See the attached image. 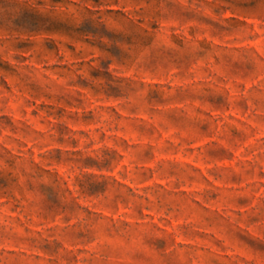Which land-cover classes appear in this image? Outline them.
Segmentation results:
<instances>
[{"label": "clouds", "instance_id": "obj_1", "mask_svg": "<svg viewBox=\"0 0 264 264\" xmlns=\"http://www.w3.org/2000/svg\"><path fill=\"white\" fill-rule=\"evenodd\" d=\"M220 4L225 7L213 14L212 9ZM231 17L251 19L253 24L234 25ZM186 27H191V36ZM177 31L173 43L169 34ZM255 32L264 39V0H0V60L11 66L9 72L0 69V144L10 145L7 151L0 147V224L4 225L0 229V264H63L77 247H83V251L69 264H120L132 253L146 250L156 239L164 241V248L156 254L148 251L147 256L152 257L148 264H159L156 256L181 254L185 259L190 257L193 264H211L214 252L177 245L174 237L183 228L167 232L162 226L172 217L186 214L183 197L168 194L173 185L187 182L186 174L177 171L169 178L161 168L168 185L160 188L153 184L129 192L113 169L123 149L133 167L121 168L120 175L139 184L145 178L141 173H147L142 167L143 152L158 150V137L145 136L136 129V116L141 112L151 114L155 107V101H149L154 86L141 83L145 75L164 76L166 84L172 85L161 86L162 102L183 100L185 120L181 127L191 135L203 122L197 109H210L204 100L207 90L220 89L222 81L218 77L224 81L235 79L224 68V54H231L225 45ZM53 33L59 36L58 45L74 48L70 58L66 57L71 71L60 79L46 78L39 66L52 57L44 44ZM261 48L259 52L241 50L242 58L253 65L251 76L258 82L250 90L238 89L230 102L251 104L259 99L261 103L251 104V110L254 117L259 110V126L264 129V45ZM81 60L83 65L79 64ZM129 69L131 73L125 75ZM92 71L100 75L93 77ZM85 81L87 87L82 89ZM29 84L38 88L42 99L48 96L53 105L55 118L49 117L51 122L46 120L47 127L39 132L34 131L35 125L26 112ZM106 92L118 96L126 112L135 107V113H129L122 122L110 109L92 104L93 98L106 99ZM76 96L84 101L77 106V116L91 107L96 128H85L81 136L78 129L83 125L74 120L77 130L68 132L63 143L68 149L75 139L76 146L62 151L57 159L54 149L48 151L43 146L56 141L58 123H68L69 113L56 117V107L63 99ZM5 116L11 119L10 125L4 123ZM117 129L129 135L137 131V139L127 144L116 135L106 136L103 142L98 139L99 132L114 133ZM28 141L41 147L39 160L27 150ZM261 152L264 155V149ZM88 158L91 161L86 162ZM260 163L264 171V159ZM68 180L71 186L65 183ZM95 185H103V190H93ZM230 191L238 195L247 189ZM120 203L130 209L133 222L125 224L124 217L113 220L88 211L92 206L115 211ZM225 204L232 207L227 200ZM143 207L161 219H141L137 209ZM252 217H258V222L250 224ZM79 232L85 235L78 237ZM238 236L244 240L238 241ZM227 237L234 252L237 247L243 250L242 259L240 254L232 257L238 264H264V192L246 211L229 217ZM53 241H59L61 247L37 259L35 253ZM69 245L73 246L71 250Z\"/></svg>", "mask_w": 264, "mask_h": 264}, {"label": "rangeland", "instance_id": "obj_2", "mask_svg": "<svg viewBox=\"0 0 264 264\" xmlns=\"http://www.w3.org/2000/svg\"><path fill=\"white\" fill-rule=\"evenodd\" d=\"M224 7L223 4H220L219 8L212 9L213 14H217ZM231 19L234 25L253 24L251 19L240 17H231ZM173 25L178 26V22H173ZM186 31L189 36L192 35L191 27H186ZM177 35H179L178 31L170 33L169 39L175 43ZM58 39L59 36L53 33L44 44L46 52L52 54L48 63L39 65L43 69L46 78L60 79L66 71H71L69 64L66 62V57L70 58L74 48L68 44L61 47L56 43ZM215 39L214 37L213 40L215 41ZM262 45H264V39H262L260 32H255L246 39H237L225 45L231 50V54H224V68L227 69L226 74L230 72L235 79L224 81L222 76L218 77V80L222 81L220 89L216 91L207 90L208 95L204 97V100L210 105V109H197L203 118V122L198 123L191 135L184 133L181 127L185 120L181 107L183 100L176 99L169 100L167 103L162 102L161 86L170 88L172 85L166 84L164 76L145 75L141 83L142 85L154 86L149 93V101H155V107L151 110V114L141 112L136 116V129L145 136L158 137V150L143 152L142 167L147 169V173H141L145 178L139 184H134L127 176L120 175L121 168L131 170L133 167L131 158L123 149L120 150V159L113 169L115 176L118 177L120 183L126 185L129 192L137 187L144 189L153 184L164 188L165 185L169 184V179L161 175V168L167 171L169 178L175 177L177 171L186 174L187 182L173 185L168 189L169 195L175 197L178 193L183 197L181 204L185 206L186 214L174 216L162 226L167 232L183 228V232H178L174 237L177 245L195 246L200 252L205 249L214 252L215 255L211 257V264H238V261L232 259L237 254H240L241 259L243 258L242 249L237 247L236 252H234L232 247L229 246L230 241L227 237L229 217L235 216L237 212L246 211L250 205L256 203L260 194L264 192V171H261L260 163V160L264 159L261 152V149H264V143H262L264 142V129L259 126V110L255 111V117L251 110V104H259L261 101L259 99L253 100L251 104L247 101L230 102V98L236 94L238 89L250 90L258 82L251 76L253 65L246 58H242L244 53L241 50L247 49L259 52L262 50ZM24 59H28L27 55ZM153 62L149 60V63ZM37 63H39V58ZM83 63V60L79 62L80 65H83ZM0 69L9 72L11 66L7 61L0 60ZM129 73H131V69L125 75ZM91 75L97 77L100 73L92 71ZM170 77L171 71L169 73ZM7 83L8 81L5 79L4 84L7 85ZM28 87L31 91L28 93L29 99L25 101L27 104L26 112L32 124L35 125L34 131L39 132L40 129L47 127L46 120L48 123L51 122L48 118L53 117V105L48 102L50 99L48 96L41 98L35 85L29 84ZM86 87L87 83L85 81L81 84V88ZM105 96L107 98L103 101H97L93 98L92 104H101L103 108L110 109L114 118L122 122L127 119L129 113H135V107L130 108L127 112L123 107H120L118 96L109 95L108 92L105 93ZM177 96H180L179 90ZM83 103L84 101L80 96L72 99L65 98L63 103H60L55 109L56 117H63L65 112L69 113L67 116L68 123H58L56 126L55 130L58 134L56 141L43 146L48 151L54 149L57 159L62 151L76 146L77 141L75 139L70 142L68 149L65 148L63 143V138L68 132L77 130L74 120L78 119L83 125L78 129L81 136L84 135L85 128H96L95 115L91 107L87 112L81 111L77 116V106ZM4 123L10 125L11 119L5 116ZM137 131H133L131 135L122 132L120 129H117L114 133L111 131L99 132L98 139L103 142L106 136L116 135L120 136L127 144L137 139ZM9 132H12V130L9 129ZM109 143L111 142L109 141ZM165 144H167V148L164 147ZM0 147L7 151L10 145L0 144ZM26 147L35 159H40L41 147L33 145L31 141H28ZM113 158H115L114 154ZM89 161H91V158H88L86 162ZM60 170H64L63 165L60 166ZM219 176H225V179H219ZM65 183L71 186L70 180L65 181ZM257 184H259V187H256ZM233 188H246L247 191L237 195L230 191ZM93 190L102 191L103 185H95ZM225 200L228 204H232V207H227ZM173 202H175V199ZM88 211L109 216L113 220L124 217L125 224L133 222L132 215L128 214L130 209L123 203L118 204L115 211L95 206L88 208ZM137 215L141 219L150 217L154 222L161 219L148 207L138 208ZM57 218L59 219V217ZM257 222L258 217L250 219V224ZM3 227L4 225L0 224V229ZM27 230V228L24 229V231ZM185 232L189 234L185 235ZM84 235L83 232L77 233L78 237ZM237 240L242 241L244 237L238 236ZM60 247L59 241H53L52 244L45 243L35 255L37 259L41 256H50ZM72 248L73 246L69 245V249ZM163 248V240H153L146 250L132 253L120 264H148V260L152 257L147 256V252L151 251L156 254ZM82 251L83 247L75 248L74 254L66 257L63 264H69V260H76ZM156 259L159 264H169V262L170 264H193L191 258L185 259L183 254L173 257L156 256Z\"/></svg>", "mask_w": 264, "mask_h": 264}]
</instances>
